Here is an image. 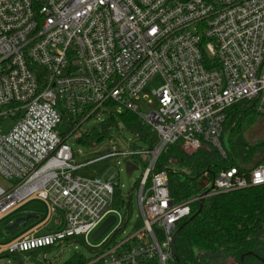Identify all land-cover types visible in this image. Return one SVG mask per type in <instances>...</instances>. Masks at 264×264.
Masks as SVG:
<instances>
[{
  "label": "built area",
  "instance_id": "built-area-1",
  "mask_svg": "<svg viewBox=\"0 0 264 264\" xmlns=\"http://www.w3.org/2000/svg\"><path fill=\"white\" fill-rule=\"evenodd\" d=\"M155 74L163 84L145 113L138 99ZM241 102L264 114V0H0V177L12 182L0 186V219L34 198L63 217L58 229L34 230L0 254L82 238L93 251L85 264H168L175 230L203 197L173 202L155 162L175 143L187 154L207 143L226 157L222 124ZM106 105L136 114L152 137L148 150L113 145L101 157L147 163L137 193L142 227L120 242L130 212L113 206L117 172L80 176L84 164H74L58 129L62 116L80 127ZM8 119L15 123L3 132ZM201 180L205 198L262 186L264 157L248 171H205ZM108 217L118 224L91 247L88 237Z\"/></svg>",
  "mask_w": 264,
  "mask_h": 264
},
{
  "label": "trees",
  "instance_id": "trees-1",
  "mask_svg": "<svg viewBox=\"0 0 264 264\" xmlns=\"http://www.w3.org/2000/svg\"><path fill=\"white\" fill-rule=\"evenodd\" d=\"M251 111L257 112L248 102L237 103L227 109L220 137L222 139L224 134L231 136V151L225 149L219 137L226 157H221L207 143L191 154L184 152L179 143L167 145L161 151L155 162L154 172H167L173 202L179 203L204 192L198 184V177L202 172L208 171L215 175L220 169L233 166L248 171L263 160L264 133L257 135L256 132H247L243 122ZM257 114L260 115L258 112ZM106 115L105 121L84 132L80 131L81 126L76 127L79 122L77 119L64 115L58 127L60 136L66 142L71 136H75L79 142L91 138V146H97L109 136L116 126L115 118L118 116L126 130L134 132L139 140L151 146V132L136 114L123 110L121 113L109 112ZM146 166L147 163H144L143 168ZM135 185L138 187L139 180ZM119 199L120 192L116 189L113 206L119 203ZM198 207L199 202L192 204L190 216ZM126 208L129 210L128 203ZM263 231L264 185L211 195L205 198L200 213L176 237V259L173 254L168 264H262L254 255L247 257L245 253L252 251L260 256L254 249ZM221 257L225 259L218 263L217 260ZM86 262L82 257L75 256L66 264Z\"/></svg>",
  "mask_w": 264,
  "mask_h": 264
},
{
  "label": "rangeland",
  "instance_id": "rangeland-1",
  "mask_svg": "<svg viewBox=\"0 0 264 264\" xmlns=\"http://www.w3.org/2000/svg\"><path fill=\"white\" fill-rule=\"evenodd\" d=\"M163 84V78L160 74H155L146 83L142 90L138 104L142 112L147 113L150 110H154L157 105L155 97L152 95V91L158 89ZM123 111V110H122ZM118 112L116 107L106 105L104 106L99 116L88 119L81 127L80 131L84 132L92 129L93 127L100 124L102 121L107 119V113ZM116 126L112 128L109 136L100 142L97 146H91L93 144L92 139H87L85 142L77 141L75 136L67 141L72 148L74 164H84L81 169L78 170V174L84 178H97L106 176L113 173L114 171L118 174V185L120 191L119 203L114 207L123 211L126 209L128 203L130 216L127 223L122 227L116 234L115 241L120 242L125 238L133 235L142 227V220L140 218V210L137 203L138 187H136L137 181L143 174V165H138V169L133 171L130 177H127L125 164L126 160L122 157H110L101 159L111 151V146L116 145L118 150L125 151L133 143L135 147L142 150H148L149 145L139 140L138 135L134 132L126 130L123 126L122 121L117 116L115 118ZM247 132H256L257 135L264 133V114H257L255 111L247 113L246 120L243 121ZM15 123V120L8 119L1 122V130L7 132L9 128ZM255 135V133H254ZM253 135V136H254ZM221 139V137H220ZM223 145L227 151H231L232 138L229 134H224L222 139ZM213 148V147H212ZM12 182L4 180L0 177V186L7 188ZM30 206L36 211L35 218L30 219L26 226L20 225L18 228L13 229L8 234H4L3 230L10 223L14 222L16 218L14 216H6L0 219V247L9 244L16 236L27 231L33 225H37L44 219L48 218L49 210L45 202L41 200L30 202ZM128 210V208H127ZM118 221L112 225L110 230L103 234L97 241L91 239V235L88 237L89 245H98L102 238L111 230H113ZM45 231L40 232V235L44 234ZM260 256L248 251L245 256H258L264 260V231L262 232L257 247L254 249ZM80 256L84 260L88 261L93 257V251L84 245L82 238L75 242H65L63 244H56L54 247L35 250L27 253H11V254H0V264H66L72 257ZM244 255L241 257V259ZM225 257L218 258V263L223 262Z\"/></svg>",
  "mask_w": 264,
  "mask_h": 264
},
{
  "label": "water",
  "instance_id": "water-1",
  "mask_svg": "<svg viewBox=\"0 0 264 264\" xmlns=\"http://www.w3.org/2000/svg\"><path fill=\"white\" fill-rule=\"evenodd\" d=\"M125 169H126V174L127 177H130L133 173V171L137 170L138 167L135 166L132 162L127 161L125 164ZM203 183L204 181L201 180V182H198V184L201 186V188H203ZM207 192H203L202 193V197L201 200L199 201V207L198 210L188 218V220H186L185 222H183L174 232L173 234V241H175L176 237L178 236V234L180 233V231L182 230L183 227H185L190 221H192L201 211L202 209V205L203 202L205 200V196H206ZM29 216H26L25 218H19L16 219L11 225H9L8 227H6L3 232L4 234H8L10 231H12L13 229L18 228L20 225L25 226L29 220ZM114 223V218L113 217H108L104 222H102V224L94 231V233L91 235V239L93 241H97ZM173 254H174V258L176 259V253H175V247L173 248ZM262 264H264V260L258 256H255Z\"/></svg>",
  "mask_w": 264,
  "mask_h": 264
},
{
  "label": "crops",
  "instance_id": "crops-1",
  "mask_svg": "<svg viewBox=\"0 0 264 264\" xmlns=\"http://www.w3.org/2000/svg\"><path fill=\"white\" fill-rule=\"evenodd\" d=\"M37 200H39V199H35L34 198V199H30V200L22 203L20 206H18L16 209H14L12 212H10L6 216L7 217L8 216H14V218H16V219L25 218L26 216H29L30 217L29 220L35 218L36 211H35V209L33 207L30 206V202L37 201ZM29 220H28V222H29ZM62 221H63V217H62V214L60 212L55 214V215H53V216L48 215L47 219H44L43 221H41L37 225H33L27 231H25V232L21 233L20 235L16 236L12 241L18 239L19 237H21V236H23L25 234H29L30 232H33L34 230H37V229H38V234H40V232H42V231H45L44 234L47 233V232L54 231V230L58 229L62 225ZM12 223H10L9 225H11Z\"/></svg>",
  "mask_w": 264,
  "mask_h": 264
}]
</instances>
